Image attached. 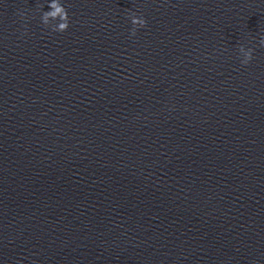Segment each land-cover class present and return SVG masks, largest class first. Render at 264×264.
Returning <instances> with one entry per match:
<instances>
[{
    "label": "clouds",
    "instance_id": "1",
    "mask_svg": "<svg viewBox=\"0 0 264 264\" xmlns=\"http://www.w3.org/2000/svg\"><path fill=\"white\" fill-rule=\"evenodd\" d=\"M48 6L50 7L51 11L43 12L41 17L42 24L45 27H51L53 32L62 33L67 31L70 25L69 13L66 7L61 3V0H51ZM129 18L131 24L133 25L132 29L130 30L131 36L136 35L138 28H144L147 26V20L142 16H138L134 12H130ZM54 21L56 23H53ZM259 45L264 47V35L261 36ZM238 51L242 57L240 60L242 65L246 66L254 59V48H246L244 45H240Z\"/></svg>",
    "mask_w": 264,
    "mask_h": 264
}]
</instances>
